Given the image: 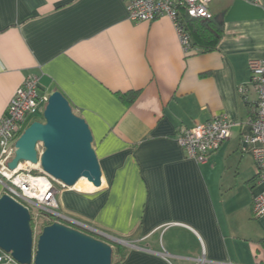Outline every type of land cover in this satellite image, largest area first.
Listing matches in <instances>:
<instances>
[{"label":"crops","instance_id":"0c3cea01","mask_svg":"<svg viewBox=\"0 0 264 264\" xmlns=\"http://www.w3.org/2000/svg\"><path fill=\"white\" fill-rule=\"evenodd\" d=\"M209 11L223 22L219 45L187 56L170 18L133 23L123 0H0V120L29 76L85 119L102 185L57 184V198L62 213L127 239L114 264H264V216L253 217L264 183L244 143L264 0H212ZM219 114L231 137L198 164L177 137Z\"/></svg>","mask_w":264,"mask_h":264},{"label":"built area","instance_id":"2783aa9c","mask_svg":"<svg viewBox=\"0 0 264 264\" xmlns=\"http://www.w3.org/2000/svg\"><path fill=\"white\" fill-rule=\"evenodd\" d=\"M212 0H123L128 19L133 23L153 22L162 17L170 18L177 28L185 55L195 53L191 47L190 37L180 24V9H185L192 18H211L209 5ZM251 82L257 93V107L254 116L249 119L251 135L245 139L254 158L259 180L264 183V59H252L248 63ZM248 87L240 89L244 96ZM49 93L41 90L39 78L29 76L16 90L5 114L0 120V184L5 194L24 205L36 219L40 215L55 222L97 235L102 233L81 220L61 212L57 198V184L60 183L43 172L40 163L37 165L21 162L15 170L9 163L15 158L16 142L24 133L28 119L43 114L49 100ZM235 124L227 115H214L205 123L184 129L177 137L179 145L187 156L198 164L206 163L210 156L217 152L231 137ZM23 164H29L22 167ZM264 216V191L255 197L253 217ZM54 222V223H55ZM104 234V233H102ZM203 262V261H202ZM0 264H19L11 253L0 249Z\"/></svg>","mask_w":264,"mask_h":264},{"label":"water","instance_id":"95a60500","mask_svg":"<svg viewBox=\"0 0 264 264\" xmlns=\"http://www.w3.org/2000/svg\"><path fill=\"white\" fill-rule=\"evenodd\" d=\"M43 117L18 139L9 168L15 170L21 162L40 163L43 172L65 188L81 179L92 188L101 187L92 130L60 90L50 93ZM0 249L19 264H113L111 245L60 222L46 226L35 239L30 211L7 194L0 197Z\"/></svg>","mask_w":264,"mask_h":264},{"label":"trees","instance_id":"16d2710c","mask_svg":"<svg viewBox=\"0 0 264 264\" xmlns=\"http://www.w3.org/2000/svg\"><path fill=\"white\" fill-rule=\"evenodd\" d=\"M180 24L184 27L186 33L190 37L191 47L196 51L203 54L214 52L223 34V22L219 20L218 17H215L211 14V18H192L190 17L185 9H180ZM136 94V93H135ZM128 103L134 101V97L127 98L126 95L123 97ZM48 219V218H47ZM34 218H32V227H34ZM55 221L47 220L46 224L43 226V229L46 226L52 225ZM42 229V230H43ZM77 229V228H75ZM80 230V229H78ZM82 231V230H80ZM86 234L95 236V234L83 231ZM262 249L264 250V240L261 242ZM127 254V248L123 246H118L117 251H113V264L121 262Z\"/></svg>","mask_w":264,"mask_h":264},{"label":"rangeland","instance_id":"374dc122","mask_svg":"<svg viewBox=\"0 0 264 264\" xmlns=\"http://www.w3.org/2000/svg\"><path fill=\"white\" fill-rule=\"evenodd\" d=\"M33 121H41L43 122L44 121V117H43V114H38L36 116H34L30 121L29 123H27V126L26 128L33 122ZM26 130V129H25ZM59 189V188H58ZM46 215V213H45ZM45 215H40V217H37L36 219H34L33 223H34V227L33 230H34V236H35V239L38 238V236L41 234L42 232V229H43V226L46 224V221L48 220L47 217ZM62 224H65V223H62ZM67 225V223L65 224ZM70 225V224H69ZM68 225V226H69ZM74 228V227H73ZM93 237L97 238L99 237V240H102L106 243H108L109 245H111L112 247V250L114 252L117 251V247L118 246H123V244H120L118 243V241H125L127 242V239L125 238H121V237H116V236H111V235H108V236H103V235H93ZM125 246V245H124ZM262 254H264V252H262Z\"/></svg>","mask_w":264,"mask_h":264},{"label":"bare ground","instance_id":"6f19581e","mask_svg":"<svg viewBox=\"0 0 264 264\" xmlns=\"http://www.w3.org/2000/svg\"><path fill=\"white\" fill-rule=\"evenodd\" d=\"M25 165H29V164H23L22 167H24ZM81 180H82V179H81ZM98 239H99V237H98Z\"/></svg>","mask_w":264,"mask_h":264}]
</instances>
